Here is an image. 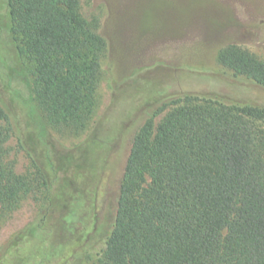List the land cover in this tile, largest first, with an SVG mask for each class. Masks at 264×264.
Returning <instances> with one entry per match:
<instances>
[{
  "label": "trees",
  "instance_id": "16d2710c",
  "mask_svg": "<svg viewBox=\"0 0 264 264\" xmlns=\"http://www.w3.org/2000/svg\"><path fill=\"white\" fill-rule=\"evenodd\" d=\"M8 17L31 68L28 116L38 137L81 133L96 113L108 53L97 25L83 18L80 0H8ZM217 63L232 81L264 89V61L254 54L229 46ZM186 71L181 78L202 87L216 74ZM203 94L180 91L159 110L177 106L156 133L153 115L136 134L98 264H264V106ZM6 119L0 103V122ZM6 157L0 139V205L11 209L33 183ZM105 230L99 223L83 250ZM52 235L43 218L18 239L38 237L45 257Z\"/></svg>",
  "mask_w": 264,
  "mask_h": 264
},
{
  "label": "rangeland",
  "instance_id": "374dc122",
  "mask_svg": "<svg viewBox=\"0 0 264 264\" xmlns=\"http://www.w3.org/2000/svg\"><path fill=\"white\" fill-rule=\"evenodd\" d=\"M80 13L108 43L97 110L81 133L50 130L41 141L28 116L31 68L9 32L8 0H0V139L15 174L33 183L17 206L0 205V264H98L133 140L153 115L157 132L177 106L159 110L180 91L264 106V89L232 81L217 63L229 46L264 61V0H80ZM184 68L216 74L202 87L181 78ZM43 218L53 232L45 257L38 237L18 239ZM99 223L108 230L83 250Z\"/></svg>",
  "mask_w": 264,
  "mask_h": 264
}]
</instances>
